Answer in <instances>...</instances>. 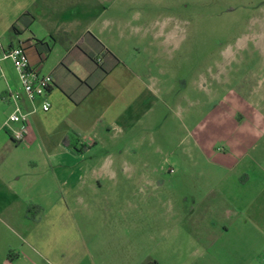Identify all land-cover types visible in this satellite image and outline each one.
<instances>
[{"label": "rangeland", "instance_id": "1", "mask_svg": "<svg viewBox=\"0 0 264 264\" xmlns=\"http://www.w3.org/2000/svg\"><path fill=\"white\" fill-rule=\"evenodd\" d=\"M53 3L55 21L76 18ZM86 12L119 64L95 63L101 77L83 82L90 94L75 111L83 132L67 135L96 141L90 162L114 175L68 206L53 238L38 225L40 264H211L201 217L216 219L226 202L215 191L233 178L218 171L264 183V0H102ZM53 39L43 73L70 45L62 31Z\"/></svg>", "mask_w": 264, "mask_h": 264}, {"label": "crops", "instance_id": "2", "mask_svg": "<svg viewBox=\"0 0 264 264\" xmlns=\"http://www.w3.org/2000/svg\"><path fill=\"white\" fill-rule=\"evenodd\" d=\"M53 1L0 0V36L7 40L0 48L25 43L29 64L43 73L41 68L46 55L34 47L35 41L47 44L45 38L48 37L55 45L53 37L62 31L69 35L70 44L60 52L53 68L44 73L53 78L47 95L49 111H37L29 116L25 139L19 144H14L3 128L11 111L3 97L8 88H18L17 76L14 80L10 77L9 60L0 56V264H40L42 255L31 243L39 241L38 225L44 220L47 233L43 240L53 238L58 231L57 218L68 217V206L75 200L89 199L101 180L114 175L110 168L90 162L96 160L95 155L93 159L88 156L97 146L96 141L90 143L89 138L78 136L75 145L65 147L61 143L68 133L83 132L79 125L83 118L75 111L90 94V90L81 89L83 82L93 76L97 83L101 77L97 71L102 70V66L95 63L101 61L111 65V69L119 64L98 34L89 35L92 31L86 10L91 3L97 8L102 0H63L64 7L72 8L76 18L59 16L56 21L53 14L49 15L52 11L55 13ZM25 13L28 15L18 21ZM8 33L12 36L6 37ZM53 49L54 46L49 47V52ZM63 64L68 66L65 68L74 81L66 80L61 74L59 66ZM77 146L87 149L75 152ZM218 172L230 173L233 178L229 179L230 187L219 186L215 191L226 202L224 207H214L216 219L201 217L200 223L215 246V250L204 251V256L210 258L211 264H249L255 253L250 252L247 243L255 241L259 251L253 257L259 258L258 264H264V183L251 185L247 175L237 177L231 175L232 170ZM261 172L264 175V171ZM82 193H85L83 199ZM235 240L241 243L240 251L232 248Z\"/></svg>", "mask_w": 264, "mask_h": 264}, {"label": "built area", "instance_id": "3", "mask_svg": "<svg viewBox=\"0 0 264 264\" xmlns=\"http://www.w3.org/2000/svg\"><path fill=\"white\" fill-rule=\"evenodd\" d=\"M0 50L2 59L10 61L18 81V88H8L3 97L11 109L3 128L10 134L12 142L19 144L25 139L29 116L37 111H49L47 95L53 85V78L29 64L20 44Z\"/></svg>", "mask_w": 264, "mask_h": 264}, {"label": "trees", "instance_id": "4", "mask_svg": "<svg viewBox=\"0 0 264 264\" xmlns=\"http://www.w3.org/2000/svg\"><path fill=\"white\" fill-rule=\"evenodd\" d=\"M27 15H28L27 13L23 14V15L19 18L18 21H22ZM13 30H14V27L12 26V27H11V31H13ZM20 45L24 48L25 43H21ZM34 47H36L38 51H41L42 53H44V55H46V54L49 52V47H48V45L45 44V43H42V42H40V41H35ZM24 51H25V49H24ZM41 57H42V56H41ZM61 143H62L63 146L68 147V146H70V145H75V139L72 138V137L69 136V135H66V136H64V138L62 139V142H61ZM86 149H87L86 146H81L80 148L76 149V152H79V153H80V152L85 151Z\"/></svg>", "mask_w": 264, "mask_h": 264}]
</instances>
